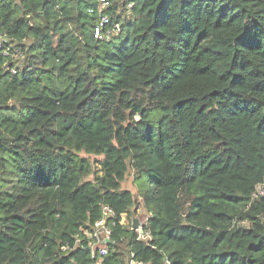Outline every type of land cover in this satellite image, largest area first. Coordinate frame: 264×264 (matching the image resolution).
<instances>
[{"label":"trees","instance_id":"16d2710c","mask_svg":"<svg viewBox=\"0 0 264 264\" xmlns=\"http://www.w3.org/2000/svg\"><path fill=\"white\" fill-rule=\"evenodd\" d=\"M97 3L0 0V264H264V0Z\"/></svg>","mask_w":264,"mask_h":264},{"label":"built area","instance_id":"2783aa9c","mask_svg":"<svg viewBox=\"0 0 264 264\" xmlns=\"http://www.w3.org/2000/svg\"><path fill=\"white\" fill-rule=\"evenodd\" d=\"M113 1L115 0H98L99 9L103 10L109 7ZM112 17L108 14H102L100 17V22L98 26L94 29V37L102 38L101 30L103 28H107L111 23ZM109 27L105 31L106 35H110L112 33H117L118 26ZM258 193V190H257ZM264 194H262L263 196ZM102 217L91 227L89 232L85 231L86 236V244L88 249L90 250L91 259L95 260L93 263L90 264H99L100 260L108 254V247L112 245L113 242L111 241V226L115 224L113 222L114 213L113 211L106 205L102 206L101 209ZM138 219V218H137ZM146 221V218H145ZM119 225H125V218L124 215H121L120 220L118 221ZM146 224V223H145ZM144 223L140 222L138 219V226L134 229L135 233L137 234V239L146 240L148 238L147 233H143V226ZM79 243V241H77ZM131 264H143L141 262H136L131 260Z\"/></svg>","mask_w":264,"mask_h":264},{"label":"rangeland","instance_id":"374dc122","mask_svg":"<svg viewBox=\"0 0 264 264\" xmlns=\"http://www.w3.org/2000/svg\"><path fill=\"white\" fill-rule=\"evenodd\" d=\"M117 1V0H116ZM98 4V3H97ZM97 9H99V5H97ZM3 39L0 38V47L2 46V42ZM6 43V42H5ZM11 49V48H9ZM14 49L13 52H11L9 55H11L9 58L13 60V64H14V67H17V68H22L23 67V58H24V55L22 57V51L18 50V49H15V48H12ZM82 156H86L84 154H80ZM90 159V161H94V157L92 156H86ZM121 189H126V190H130L131 193L134 195V197H137L136 196V193H137V188H135V185H133V171H131L129 169L123 183L121 184ZM258 190V194L259 195H262L264 194V184L261 186V187H258L257 188ZM138 210L142 211L140 208H138ZM139 212V211H138ZM136 213V216L139 217L140 221L143 222V220L145 219V217H147L146 215H144V213L142 212V214H139V213Z\"/></svg>","mask_w":264,"mask_h":264},{"label":"water","instance_id":"95a60500","mask_svg":"<svg viewBox=\"0 0 264 264\" xmlns=\"http://www.w3.org/2000/svg\"><path fill=\"white\" fill-rule=\"evenodd\" d=\"M138 226V220L135 218L133 219L132 227L135 229Z\"/></svg>","mask_w":264,"mask_h":264},{"label":"clouds","instance_id":"9594fccd","mask_svg":"<svg viewBox=\"0 0 264 264\" xmlns=\"http://www.w3.org/2000/svg\"><path fill=\"white\" fill-rule=\"evenodd\" d=\"M138 220V219H137Z\"/></svg>","mask_w":264,"mask_h":264}]
</instances>
